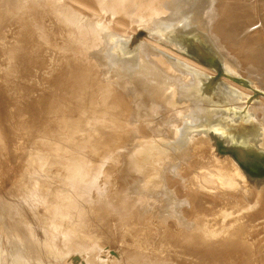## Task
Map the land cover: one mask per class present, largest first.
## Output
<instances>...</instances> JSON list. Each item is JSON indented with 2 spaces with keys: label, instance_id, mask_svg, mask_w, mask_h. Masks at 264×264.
Returning a JSON list of instances; mask_svg holds the SVG:
<instances>
[{
  "label": "rangeland",
  "instance_id": "rangeland-1",
  "mask_svg": "<svg viewBox=\"0 0 264 264\" xmlns=\"http://www.w3.org/2000/svg\"><path fill=\"white\" fill-rule=\"evenodd\" d=\"M145 1L147 2L149 0H144L143 2ZM152 1L154 4L151 3L150 5L148 3L146 6L139 7L138 9L135 8L128 12L129 17L135 15L137 18L140 17V19H137L135 22L129 21L127 23L130 24H125L123 25L125 27H123L121 26V22L126 23V21L124 19H114L115 16L110 13L114 12V9L110 7V4L98 3L95 7H92V9L88 7L84 8L85 12L84 10L77 12V7L76 12H74L73 9L75 5L72 0H0L2 15L9 16L5 18L7 20L0 33V64L2 61L3 64L6 63V61L9 63V67L5 66V68H3L4 71L0 73L1 82H4V88L6 87L7 90L11 89V94H13L14 87L17 92L21 93L25 103L31 102L32 104H37L39 102H44V104H47L51 99H57V112L58 116H60L58 120L54 108L46 106L48 107L45 111L48 118L46 121L50 124L46 128H42L38 123V118L30 116L29 113L31 115L33 114L27 111L25 112L26 116L21 118V120L16 119L15 130L9 129V132H7L1 123V121H3L2 115L4 117V115L7 114L5 112L6 107L4 106L6 101L0 98V204L8 200L7 193H18L21 197H27L24 188H20L19 183H21L25 177L27 181L29 177L39 178L38 182H35V185H37L36 188L39 190L36 200L38 202L34 201L31 203L30 200H27L24 202L26 203L25 206L29 205L27 207L28 209L29 207L35 209L36 212L33 214V217L35 216V219L36 217L39 218H37L39 224L45 221L49 214L52 215V217L55 216L56 206L61 202L66 203L68 201L67 199H69L73 193L66 177H61L63 176L61 171H56L54 173V171L51 172V168L47 176L43 171L44 169L41 171V168L44 167L43 164L54 163L43 159V154L46 152V147H48V145H45V148H43L35 143L34 140L41 138L44 140L46 139L49 141L50 146L51 141H57L55 152L63 151L68 157L75 155L77 152L72 161L68 160L64 162V164L96 165L97 172L93 174L96 178V184L91 192L89 190L91 196H96L97 194V196L101 195L103 197L106 191L110 194L111 189L109 190L106 188L105 190V187L108 186L111 174H114V166H124L127 169L130 167L133 177L136 179L139 187H142L139 192V199L136 203L135 209L137 211L134 215L135 222L133 223L136 224V229L143 231L149 240V244L146 246L147 248L144 247L143 250L140 251L144 254L152 255V257L155 255L162 264H198L195 259L190 257L183 258V256L177 254L174 249L161 247L160 243H158V236H160L162 231L174 234L176 229H179L173 224L172 217L168 216L167 212L160 208V205L164 203V198L162 199L161 196L159 197L158 193L162 190L161 183L169 187L168 184H170V182L171 185L174 183L177 187L176 190L174 189L175 192H179L180 181L186 180L185 173L179 172L181 171L179 169L181 164L185 163V165H189L188 167L190 168L192 162L195 160L196 162L198 161L199 164V162H202L199 160H207L211 158L212 154L218 155L214 150H207V152L202 150L204 148L203 146L200 145L201 149L194 145L196 144V140L202 137V133L200 132L209 127L220 130L222 133H228V136L224 134L227 136L225 139L227 141L230 140V143H225L224 147L222 146V149L225 151L232 146L231 144L236 145L235 140L247 138L245 139L247 142L245 143V148H243L244 151H240L241 153H239V155H242V158H244L242 159L243 161L248 162L244 165H248L255 179L254 181L257 179L262 180V182L256 185L254 184L255 187L252 189L248 185V187L244 185L239 186V188L243 189L245 192L243 194L241 193V196L235 197V203L238 204L239 208L233 211L234 213L229 212V208L231 207L230 202L234 203L233 200H224L225 206H223L222 203L220 205L217 204V201H212V203H210L208 199H215L216 197L210 195L211 192L209 193L203 190L204 195L202 196L205 197L203 200H199L196 197L193 205H188V207H184L183 205L180 207L181 209L183 208L184 210L182 211L186 213L185 215L182 214V217L185 220L189 219L188 222L197 215L202 217L206 215V218L213 217L210 221L213 223L211 228L214 229L216 226L219 227L221 223L225 225L224 227H226V225L228 226L227 220H229V218L226 217V219L222 221V218L218 214L226 212L227 215L232 218L231 213H233L234 218L232 219L238 218V221H242V224L240 223V226L242 225L241 229H243L244 225L246 227L247 224L250 223V233H252L247 237V240L249 239L247 242L253 245H258L257 242H260L256 250L260 257L264 256L262 253L264 252V208L262 207L264 203V148L251 144V139L246 134L248 133V126H251L249 128H256L259 125L262 127L260 128L262 129L264 138V123H262L264 121V91L262 92L264 86L262 88L259 86L258 89L253 88V90L249 89L246 84L243 85L246 87L241 86V88L247 91L244 92V97L248 98L246 106H252L253 110L255 108L254 112L250 114V119L237 118L232 112L227 111L229 109H234V107H232L234 104L230 103L228 100V102L225 103L226 106H223L225 108L224 111L219 112V114L211 118L207 116L203 118V116L198 113L197 98L193 96V102L185 105L188 109L193 108V113H191L192 118L190 117L188 119L182 113H178L177 115L161 113L157 116L152 105L150 104L149 106L146 103L143 104L145 111L139 109L142 115L141 120L144 122L140 128V132H138L142 133L141 135L134 134L135 132L133 131L138 129L135 123L138 122L133 120L126 128L124 127V137L127 140L126 146H118L117 143L120 138H122L121 133H118L117 137L109 141L108 145L106 144L108 141L106 138L101 145L94 147L96 133L97 130H99L98 126L104 123L105 128L101 130L106 132V130L109 129L110 131H108L107 135H110L114 129L113 122L118 121V118L110 115L105 117L106 108H108L107 112L111 109L105 98L102 102L96 103V100L100 98L98 97V92L103 94V91H106L104 87L109 85L114 87L115 83L116 86H126L127 83L124 84L122 81H117L118 78L122 77L120 73L121 67L126 68L129 65H137L144 70H146V68L150 70L151 66L154 69L157 68L158 41L156 37L157 28L154 26L157 20L155 15L157 12V2L155 0ZM249 1L252 2V12L250 13L249 21L246 19L240 21V17L238 18L239 21L237 20L239 26H241L240 28H247L248 26L247 29L245 28L242 30L243 32L241 31L242 33H240V35L251 36L253 34L254 37H256L258 34L259 38L258 36L256 37L258 38L257 41L263 46L264 51V32H262L264 29V5L259 3L260 6H258L255 0ZM28 4L31 5L30 8H27ZM9 6H11V11ZM48 9L49 11H47ZM125 9H131V7H126ZM51 10H53V12H51ZM117 21H120L119 25ZM11 22L13 24H11ZM13 29L14 31H11ZM110 32L115 33L116 37L114 35L108 36ZM106 44L108 46H105ZM125 52L131 55L129 57L131 61L128 60L122 63L115 62V60L107 56V54L115 53L123 56ZM14 55L16 57L21 55L25 58V61L27 60L25 64L28 62L26 66L28 70L25 76L14 73V75H8L6 79L5 74H8L11 69L10 61ZM209 66L212 67L211 65ZM214 76L211 77V79H214V82H208V86L213 85L214 87H220L223 85V87H225L227 85V89H231L229 87H239L237 84L234 86L229 84L224 85L223 83H227L229 80L227 76L220 74H215ZM178 80L184 79L178 78ZM226 80L227 82H225ZM245 80L247 79H244V81ZM139 81L143 87L147 89L148 93L150 92L152 95L154 91L153 95H150L151 100L157 96V70H155L152 75H149L147 72L146 74H142ZM238 82H241L240 79ZM216 83L219 86H217ZM220 83L222 84L220 85ZM90 84L94 86L102 85V87L100 89L90 88V86H88ZM121 91L123 96H125L126 89L122 87ZM169 91L170 89L168 88L167 93H169ZM167 93H163L162 96H165ZM32 104H29V106ZM106 105L107 107L104 108ZM17 108L20 109L21 107L17 106ZM256 112L262 115V120ZM113 113L115 116H119L116 111H113ZM253 114L256 115L255 118ZM106 120H108L109 124L105 122ZM111 121L113 122L110 124ZM59 122L60 125L62 124V131ZM230 128L234 131L233 133L229 132ZM238 132L241 133L236 134ZM82 135L89 140V143L85 148L76 150L74 149L75 146L71 145L69 142ZM232 140L234 141L231 142ZM76 144L77 143H74V145ZM8 146H10L11 149L7 148ZM14 149L16 151H14ZM85 153H87L86 156H84ZM39 154L42 155L40 156ZM13 156L15 160H13ZM196 165H192V170H195L194 168L197 167ZM238 166L241 167V164H238ZM183 167L185 168V166ZM183 167L180 168L184 169ZM188 167L184 170L188 169ZM209 174L206 175L210 176ZM40 176L42 178H40ZM45 176L48 182V190L44 196L45 191L39 189V184L41 181L45 180ZM179 176H181V178ZM16 186H18V189L16 188L17 191L15 190ZM12 189L14 191H12ZM192 189L191 187V191L196 190ZM198 189L196 191H198ZM215 192L217 193L218 191ZM57 193H59L58 198ZM162 193L163 192H161V195ZM207 193H209V195H206ZM174 196L177 199L181 198L180 195ZM198 196L200 195L198 194ZM88 198H90V196ZM118 198L119 197L116 196L115 199L110 201L114 202L118 200ZM199 202L202 203L204 210L201 215L196 211L198 209L195 208V206H197L196 204H199ZM179 206H177V210ZM47 207L53 210L52 213ZM28 209L23 208L22 210H24L23 212L25 213ZM201 210L202 209L198 211ZM91 213L92 212L88 215L85 214L86 216L80 224L71 222L68 226V219H63L65 224L61 230H71V228L74 230H83L85 227L83 225L84 220L87 222L90 220L92 227L96 228L97 220L93 215L94 213ZM44 214L46 216H44ZM11 215L13 216L12 218L15 217L14 214ZM33 217L30 219L32 220ZM0 218H3V216ZM107 221L108 223L112 222L110 216L107 218ZM21 222L28 225V227L32 226L29 221ZM39 224L33 223L34 226H32L30 232L27 233L31 235L38 234L40 237L42 236L40 239L46 244L48 239L46 238L48 235L47 232L57 230V227H47L42 230L40 228L42 227L41 225L38 227ZM171 226H174V228H171ZM239 227L237 226L229 229L238 230ZM112 228L113 230H111V233L107 234V237H104L105 235L101 236V231L104 229H101V231L97 229L96 232L93 233V236L97 233L101 238H97L98 243H95L91 251L93 252V256L96 254L94 258L98 264H118L121 258V256H119L121 255V248L136 251V249L130 246L131 243L127 238L129 237L128 235H123V232L117 230L116 226H112ZM47 229H49V231H47ZM0 230L2 232L4 231L2 227ZM213 231L218 232L216 229ZM41 232L43 234H41ZM64 234L68 235L70 233L64 232ZM93 236L91 237L92 239H94ZM126 238L127 240H125ZM25 240L35 245L37 244L39 249L45 247L38 243L40 240L37 238L32 239L24 236L23 241ZM80 241L87 244L90 239L81 237ZM48 249H52L53 251L56 250V252L57 250H64L61 246ZM262 249L263 251H261ZM33 253L34 252L22 245L13 246L9 244L8 241L6 243L5 241H0V264H86V255L84 254L86 251L76 250L70 253L64 251L66 256L62 261L47 260L45 258H43V260L36 259ZM259 260H262L264 263V257H261ZM218 261L226 263L224 259Z\"/></svg>",
  "mask_w": 264,
  "mask_h": 264
},
{
  "label": "bare ground",
  "instance_id": "bare-ground-1",
  "mask_svg": "<svg viewBox=\"0 0 264 264\" xmlns=\"http://www.w3.org/2000/svg\"><path fill=\"white\" fill-rule=\"evenodd\" d=\"M143 1L144 0H72L75 5V8L73 9L74 12H76L77 7V12L83 10L85 12L84 8L88 7L92 9V7H95L98 3L110 4V7L114 9V12H110V10L109 12L115 16L114 19H124L126 21V23L121 22V26L130 24L127 23L129 21L135 22L137 19H140V17L137 18L135 15L129 17L128 12L132 9H138L139 7L146 6L148 3L150 5L153 3L152 0L147 2ZM155 1L157 2V12L155 13L157 20L155 21L154 19V26L157 28L156 37L158 41L157 68L154 69L151 66L150 70L149 68H146V70H149L146 71L137 65H129L126 68L121 67L120 73L122 77L118 78L117 81H122L124 84L127 83L126 86H116L115 83L114 87L110 85L104 87L106 91H103V94L98 92V97L100 98L96 100V103L102 102L105 98L108 106L112 110L107 112L108 108H106V105L104 107L106 108L105 117L110 115L118 118V121L110 122V124L112 122L114 123V129L110 135H107L108 131H110L109 129H107L106 132L102 131L105 128L104 123L98 126L100 131L97 130L94 147L101 145L106 138L108 140H106V144L108 145L109 141L114 140V137H117L118 133H121L122 137L117 143L118 146H126L127 140L124 137V127L126 128L131 121L133 122V120L138 122L135 123L138 129L133 131L135 132L134 134L141 135L142 133L138 132H140V128L144 122L141 120L142 115L140 114L139 109L145 111L143 104L146 103L149 106L150 104L152 105L157 116L161 113L169 115L182 113L187 119L190 117L192 118L191 113H193V108L188 109L185 105L193 102V96L197 98V105L199 108L198 113L199 115H202L203 118L206 116L211 118L214 115L219 114V112L224 111L225 108L223 106L228 101L234 104V106L232 105L234 109H229L227 111L232 112L237 118L250 119L251 112H254L255 110V108L253 110L252 106H246L248 98L244 97V92L247 91L241 88V86L246 87L243 86L246 84L249 89L252 90L253 88L258 89L259 86L261 88L264 86V51L263 46L257 41L259 38L258 34V38H256V34V37H254L253 34L251 36L240 35V33L243 32L242 30L246 27L240 28L241 26L238 24L239 19L240 21L249 19L250 13L252 12V2L249 0ZM255 1L258 3V6H260V4L264 5V0ZM9 7L11 11V6ZM30 7L31 5L28 4L27 8ZM126 7H131V9H125ZM47 11H49V9ZM51 12H53V10H51ZM6 17L9 16L2 15L0 10V33L6 23ZM119 23L120 21L118 22V25ZM11 24L13 23L11 22ZM11 31H14V29ZM262 32H264V29ZM109 35H114L116 37L113 32H110L108 36ZM105 46L108 45L106 44ZM107 56H109L110 59L115 60V62L122 63L128 60L131 61L129 58L131 55L126 52L123 56L116 53L107 54ZM26 61L23 56L20 55L16 57L14 55L10 61L11 69L8 74H5L6 79L8 78V75H14V73L25 76V73L28 70L26 68L28 62L25 64ZM5 66L9 67V63L6 61V63L3 64L2 61L0 64V73L4 71L3 68H5ZM155 70H157V96L151 100V93H148L147 89L143 87L139 78L142 74H146V72L149 75H152ZM215 74L228 77L229 80L228 82L226 80L225 82L227 83H223L224 85L229 84L234 86L237 84L239 87L236 88L235 86L233 88L229 87L231 89H227V85L225 87H223V85L220 87H214L213 85V87L208 86V82H214V79H211V77ZM178 78L184 80H178ZM237 78L238 80L240 79L241 82H238ZM244 79L247 80L244 81ZM221 84L222 83H220V85ZM88 86L96 89L102 87V85L94 86L92 84ZM217 86L219 85L217 84ZM122 87L126 89L125 96H123L121 91ZM168 88L170 89L169 93H167ZM13 89L14 92L11 94V89L7 90L6 87L4 88V82H1L0 77V98H3V100L6 101L5 103L3 101V103L6 107H4L6 109L5 112L7 113L4 115L5 118L2 115L3 121H1V123L7 132H9V129L15 130L16 119L21 120V118L26 116L25 112L27 111L33 114L31 115L28 112L30 116L38 118V123L42 128H46L50 124L46 121V119H48L47 114H45L46 109H48L46 106L54 108V112L59 120L60 116H58L57 112V99H51L47 104H44V102H39L37 104H32L31 102L25 103L22 99L23 97L21 93L17 92L14 87ZM3 91L5 95L3 94ZM263 91L264 90H262V92ZM153 93L154 91L152 92V95ZM163 93L167 94L162 96ZM29 104L32 105L29 106ZM17 106L21 108L18 109ZM113 111H116L119 116H115ZM256 114L258 113L256 112ZM255 116L256 115H254V118ZM259 116L262 120V115ZM105 122L108 123V120ZM262 123H264V121ZM59 126L62 131L63 127L62 124L60 125V122ZM249 127L251 126L247 127L249 135L248 133L246 134L251 139L250 143L254 144V146L264 148L262 127L259 125L256 128ZM229 132L233 133L234 131L230 128ZM200 133H202V137L198 138L199 140H196V144L194 145L199 148L203 146L204 148L201 149L205 151L214 150L218 155L212 154L211 158L207 160H199L202 161L199 162V164L198 161H193V166L197 164V167L194 168L195 170H192V165L189 168V165L186 166L183 162L184 164H181L180 167L185 166V168L188 167V169L184 170V167V169L179 167L181 170L179 172H184L186 176V180L184 179V181H180L179 192H175L177 187L174 183L171 185V182L169 181V187L161 183L162 190L159 191L158 195L159 197L161 196L162 199L164 198V203L160 205V208H162L163 211H166L168 216L172 217L173 224L179 229H176L174 234L162 231L160 236H158V243H160L161 247L174 249V251H176L177 254L182 255L183 258L190 257L195 259L198 264H216V262L219 264L220 261L218 260L222 259H224L226 263L220 262V264H232V262L233 264H264L262 262L263 259L259 260L264 256L260 257L256 250L260 242H257L258 245H253L247 242L249 240H247V237L252 233H250V223H248L246 227L244 225L243 229H241L242 225L240 226V223L242 224V221H238V218L232 219L234 218L233 211L239 208L234 199L236 196L239 197L241 196V193L243 194L245 192L243 189H240L239 186L248 185L252 189L255 187L254 184L256 185L259 182H262V180L257 179L254 181L255 179L253 178L248 165H244L248 162L243 161L242 159L244 158H242V155H239V153H241L240 151H244L243 148H245V143L247 142L245 139L247 138L245 137L244 139L241 138L237 141L235 140L236 145L231 144L232 146L225 151L222 149V146L224 147L225 143H230V140L227 141L225 139V137L228 136V133H222L220 130L209 127L205 128V130H202ZM239 133L241 132L236 134ZM233 141L234 140L231 142ZM34 142L43 148H45V145H48V147H46V152L43 154V159L54 163L43 164L44 167L41 168V171L44 169L43 171L46 173V176L51 168V172L54 171V173L56 171H61L63 176H60L66 177L73 194L67 199L68 201L66 203L61 202L56 206V210L54 209L56 211L54 217L49 214L46 220L39 224L37 222L38 217H36V219L34 218L35 216L33 217V214L36 212L35 209H32V207H29L28 209L27 207L29 205L27 204L28 206H25L26 203H24L27 200H30L31 203L34 201L38 202L36 200L39 190L36 188L37 185H35V182H38L39 178L29 177V180L27 181L25 177L24 180L19 183V186L20 188H24L27 197H21L18 193L8 194L6 192L8 200L3 204H0V217L3 216V218H0V228L2 227L4 229L3 232L0 230V241H5V243L8 241L9 244H12L13 246L22 245L34 252L33 254L36 259L41 260L45 258L47 260L52 259L62 261L66 256L64 251L67 253L76 250L86 251V253H84L86 255V264H98L94 258L96 254L93 256V252L91 251L95 243H98L97 238L99 239L100 236H98L97 233L93 236V233L96 232L97 229L100 231L101 229H104L101 231V236L105 235L104 237H107V234L111 233V230H113L112 226H116L117 230L123 232V235L129 236L127 238L131 243L130 246L136 249L135 251L121 248V255H119L121 258L118 264H162L155 255L152 257V255L144 254L140 251L149 244V240L143 231L136 229V224L133 223L135 222L134 215L137 211L135 207L142 187H139L136 179L133 177L130 167L127 169L124 166H114V174H111L108 186L105 187V190L106 188L109 190L111 189L110 194L106 191V194H104L105 196L103 197L101 195L97 196V194L96 196H91L90 192L96 184V178L93 176V174L97 172L96 165L64 164V162H67L68 160L72 161L77 152L75 155L68 157L63 151L55 152L57 141H51V146L49 141L46 139L44 140L43 138L35 139ZM69 143L75 146L74 149L81 150L88 145L89 140L82 135ZM74 143L77 144L74 145ZM7 148H10V146ZM14 151L16 150L14 149ZM39 155L41 156L42 154ZM86 155L87 153L84 154V156ZM13 160H15V157ZM238 164H241V167L238 166ZM206 174H209L210 176H207ZM46 176L45 180L41 181L39 184V189L45 191L44 196L48 190ZM179 177L181 178V176ZM40 178L42 177L40 176ZM191 187L196 190L200 188L198 189L199 192L193 189V191H191ZM16 188L18 189V186L15 187V190ZM203 190H206L205 192H211L210 195L216 197L215 199H208L210 203H212V201H217V204L220 205L222 203L223 206H225L224 200L230 199L234 201V203L230 202L231 207L229 208V212H233L231 213L232 218L229 217L226 212L218 214L222 218V221H224L226 217L229 218V220H227L228 226L226 225V227H224L225 225L221 223L219 227L216 226V228H214L218 230V232L213 231L214 229L211 228L213 223H211L210 219L213 217L206 218V215H203L204 217L197 215L195 218H192V222H188L189 219L185 220L182 217V214L185 215L186 213H184L182 211L184 209H181L180 207L183 205L184 207H188V205L190 206L191 204L193 205L196 197L199 200H203L205 198L202 196L204 195ZM12 191L14 190L12 189ZM215 191L218 192L216 193ZM161 192H163L162 195ZM209 193L206 195H209ZM198 194L200 196H198ZM174 195H180L181 198L177 199ZM58 196L59 193H57V198ZM89 196L90 198H88ZM116 196L119 197L118 200L111 202L110 200L115 199ZM87 199L89 203L87 202ZM196 205V209H202L201 211L196 210L201 215V213L204 212L203 205L201 202ZM177 206H179L178 210ZM262 207L264 208V203ZM23 208L28 209L27 212L24 213V210H22ZM47 208L52 213L53 210L49 207ZM90 212L94 213L93 215L97 220L96 228L92 227L90 220L89 222L84 220L83 225L85 227L83 230H74L72 228L71 230H61L65 224L63 219H68V226L71 222L80 224L83 222V218L86 216L85 214L88 215ZM11 214H14L15 217L12 218L13 216ZM44 216L46 215L44 214ZM109 216L112 219L111 223H108L107 221ZM31 217H33L32 220L30 219ZM21 221H29L32 226H34L33 223H37L39 224L38 227H40V225L42 226L40 227L42 230L47 227H57L56 229L58 231L54 230L52 232H47L48 235L46 238L48 239L45 244L43 240L40 239L42 236L40 237L38 234L31 235L30 233H27L30 232L32 226L30 225L31 227H28V225L23 224ZM237 226H240L238 230L229 229ZM171 228H174V226H171ZM47 231H49V229H47ZM64 232H69L70 234L66 235ZM41 234L43 233L41 232ZM24 236L32 239L37 238L40 240L38 243L45 247L39 249L37 244L35 245L26 240L23 241ZM92 236L94 239L91 238ZM81 237H87L90 241L87 244H84L80 241ZM127 238L125 240H127ZM60 246L63 247L64 250H57L56 252L55 249V251L48 249ZM261 251H263V249ZM262 253L264 254V252Z\"/></svg>",
  "mask_w": 264,
  "mask_h": 264
}]
</instances>
